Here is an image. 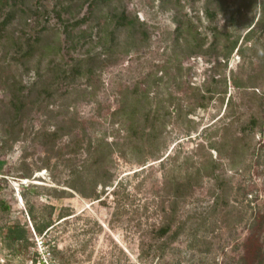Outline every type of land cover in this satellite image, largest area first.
Here are the masks:
<instances>
[{
	"label": "rangeland",
	"instance_id": "rangeland-1",
	"mask_svg": "<svg viewBox=\"0 0 264 264\" xmlns=\"http://www.w3.org/2000/svg\"><path fill=\"white\" fill-rule=\"evenodd\" d=\"M0 160V264H264V0H0Z\"/></svg>",
	"mask_w": 264,
	"mask_h": 264
},
{
	"label": "trees",
	"instance_id": "trees-1",
	"mask_svg": "<svg viewBox=\"0 0 264 264\" xmlns=\"http://www.w3.org/2000/svg\"><path fill=\"white\" fill-rule=\"evenodd\" d=\"M13 19V15L12 14H9L6 18V20L4 21V23H10L11 20ZM116 25H117V28L114 30L116 31L117 29H119L120 27H124V25L128 22V17L125 15V13H123L122 15L118 16L117 19H116ZM238 44V40H236L232 46V49L234 47H236V45ZM83 61H81L80 63L82 64ZM81 64L78 63L79 66H82ZM75 69V68H74ZM80 69V68H79ZM78 70V68H77ZM146 94V93H145ZM138 94L136 93L135 94V104H134V108H130V109H125L124 108H121L119 109V114L125 118V122L126 121H129L130 122V127L131 128H134V124L138 123L139 121V116L140 115H144L146 116L148 119H149V123L150 124H147V125H142V126H139V128H137V132H139L140 134H146V135H149L151 136L154 132H156V125H154L153 122H151V115H148L150 112H148L149 110H147L146 108H141L139 106V103L141 101L140 98H138L137 96ZM19 101H21L19 99ZM15 108L16 110H18L19 112L21 111V108H18L17 105H15ZM143 110V111H142ZM140 129V131H138ZM150 130L149 132H147V130ZM46 132H43L42 135L45 136ZM52 138H54L52 141V147L55 145V140H56V137H57V134L56 132L55 133H52L50 135ZM75 144L74 148H72L71 150V153H76L79 151L80 148H82L85 144L84 140L82 139H76V141H72L70 143H68L67 145L68 146H72V144ZM45 146H49L51 145L50 143L48 142H45L44 144ZM87 148H86V153H87V157L85 158L86 160V165H87V162H89L92 157L94 155H98V153L101 152L102 150V147L100 143H96L94 142L92 139L90 141L87 142L86 144ZM78 147V148H77ZM94 160V158H93ZM5 161L4 160H0V173H3V169H4V165H5ZM92 165H94V163L92 162L91 163ZM110 180V178H109ZM0 189H1V186H0ZM55 206L54 205H46L45 207L42 208V211L40 212V215H38L37 213V210L34 206L32 205H29V215L30 217L32 218V220L34 221V227H35V230L37 232H39L40 234H43L45 231L47 232L48 230H50V228H53L54 227V220H53V214L55 213ZM70 215V213L68 212H65L63 210V208L60 210L59 212V219L63 218V217H66ZM172 228V222H167L166 224H164L163 226H161V228L159 229L160 231V234L161 235H164L166 234L168 231H170ZM182 227L179 226L177 227V229L175 230V236H177L180 231H181ZM22 240V239H25L27 240V235H26V228H24V226L20 225V224H16L13 229L10 231L9 234H7V240L10 242V243H14L18 240ZM50 243V242H49ZM55 247V248H54ZM53 248L50 247L49 249V252H50V255H52V252L54 253L52 255V260H54V263L56 264H68V259L66 256H64L61 251L59 249L56 248V246H54ZM53 249V250H52ZM58 253H61V258H63V261L62 262H58L56 260V256L58 255ZM33 261L34 262H40V263H45V261H43V258H38V256H34L33 258Z\"/></svg>",
	"mask_w": 264,
	"mask_h": 264
},
{
	"label": "built area",
	"instance_id": "built-area-1",
	"mask_svg": "<svg viewBox=\"0 0 264 264\" xmlns=\"http://www.w3.org/2000/svg\"><path fill=\"white\" fill-rule=\"evenodd\" d=\"M38 246H39V247H42V246H43V241H39ZM47 252H49V249H47ZM49 253H50V252H49ZM33 262H34V261H33Z\"/></svg>",
	"mask_w": 264,
	"mask_h": 264
}]
</instances>
